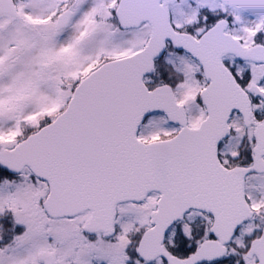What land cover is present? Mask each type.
Masks as SVG:
<instances>
[{"label": "water", "instance_id": "water-1", "mask_svg": "<svg viewBox=\"0 0 264 264\" xmlns=\"http://www.w3.org/2000/svg\"><path fill=\"white\" fill-rule=\"evenodd\" d=\"M11 4L12 0H0V9ZM156 7L120 6L117 15L122 27L151 22L148 45L94 72L78 88L65 113L3 154L2 161L15 173L29 166L48 182L50 193L44 206L51 216L72 217L90 211L86 223L90 231L102 229L112 234L120 203H141L151 192L159 191L158 208L151 216L153 227L144 234L138 253L146 261L162 256L169 264H201L224 257L225 245L252 217L245 197L246 176L264 170L259 159L264 153V121L256 129L258 158L253 168L230 170L219 160V146L231 135L232 113L241 112L247 125L252 118L250 97L223 65L222 57L231 52L264 61V47L245 51L229 36L226 38L235 46L220 41L221 25L205 36L209 38L205 42L215 41L209 55L201 58L207 77L212 78L202 93L208 117L198 128L187 127L185 107L177 103L172 88L166 85L150 91L144 83L169 38L186 49L191 43L174 31L169 11ZM137 12L139 21L131 23ZM69 18L65 15L59 25ZM196 52L201 57L202 51ZM157 111L185 127L171 140L145 143L138 138L139 128ZM191 209L214 216L211 233L219 240L206 241L190 257L180 259L164 243L170 228ZM261 253L264 264V245ZM48 257L46 252L41 254L42 259Z\"/></svg>", "mask_w": 264, "mask_h": 264}, {"label": "rangeland", "instance_id": "rangeland-1", "mask_svg": "<svg viewBox=\"0 0 264 264\" xmlns=\"http://www.w3.org/2000/svg\"><path fill=\"white\" fill-rule=\"evenodd\" d=\"M35 1L38 0H32L31 3L35 4ZM41 1L43 2V0ZM69 2H72V0H56V4L51 2L48 6H60L61 3L65 5ZM114 2L115 0H74V3H79V6H75L72 31L66 35V37H70L74 32V88L79 82L77 73H80L88 62L99 64L105 57L127 55L143 47L145 39L149 35L150 27L147 25L135 31H123L117 22L113 20V11L116 6L110 5ZM230 2L233 3L232 0ZM188 3H190V0H185V6H189ZM100 4H109V6ZM183 6V4L175 6V14H181ZM235 6L237 7L235 8ZM221 7L226 8L225 12L235 14L234 23L236 22L235 24L238 26L237 34L247 44L256 41L259 36L258 30L264 26V0H253L249 4ZM54 51H56V48ZM61 53L65 54L64 48ZM61 53L56 51L54 54L60 56ZM168 58L169 56L164 58L163 65L160 66L158 73L148 79V84L151 87H155L160 82H165V80H170L172 77H168L166 63L167 61L168 63L174 61L172 59L167 60ZM68 62L70 63V60ZM192 65L190 63L189 69H187V73L190 75ZM263 68L251 66L252 79L260 78ZM35 78L37 79V76L33 73L29 79L16 80L14 85L12 84L13 76L11 75L1 80L0 84L3 85H0V116L4 118L6 114H10V116L0 122V146L10 147L17 143L16 135L22 132L20 120H24V124L27 126L37 123L35 120H29L28 114L42 110L51 115L52 112L61 111L62 106L66 104L67 99L72 95L73 90L59 91L56 87L48 84L35 88V84L39 81L38 79L33 81ZM199 82L201 83V81ZM195 83L196 81L193 79H188L184 84H178L175 90L178 100L187 105L192 124L198 123L199 119L198 117L194 118V113L202 109L199 102L196 101L201 87H194ZM191 98H195V101H191ZM55 116L48 118L47 122L50 119L52 121ZM231 126L234 130V137L224 143L221 148L222 159L228 166L246 159L248 141L252 136L251 129L245 126L242 116L237 113L234 114L231 120ZM172 130L166 118L156 114L147 118L145 124L141 127L139 136L150 141L170 136ZM30 176L25 174V179H30ZM251 183L250 190L255 194L252 203L254 208L259 211V219L242 228V234L234 242L227 261L221 264H252L245 255V248L248 242V233L262 225L261 219L264 216V177L259 176ZM47 190V187L39 183H29L28 181L21 182L15 190L14 194L20 195V199L13 201L16 207L14 220L17 225L24 228L27 225L28 230L26 234L16 236L14 242L16 246L11 247L12 252L9 248L8 252L0 254V264H40L37 253L41 249L52 248L58 250L59 264H74V260H76V264H92L91 259L86 260L87 255L94 256L97 260L100 259L98 262L123 264L126 259L125 254L128 253L129 248L133 249L136 246L145 228L150 226V217L157 204V195L152 194L143 204L126 203L121 205L118 220L119 230L116 239L98 237L94 241L88 242L84 251L78 252L76 250L77 245L74 246V242L79 243L81 240L78 236V230L79 227H82L86 216H78L75 219L74 217L50 218L46 214L42 203ZM13 202L11 201L9 204L12 205ZM2 212L3 208L0 209V214ZM211 222L212 219L209 216L198 211L191 212L181 225L172 228L169 236V246L174 247L175 238L179 236L181 239L179 242L183 243L186 251L189 250L190 252L203 239L210 236L209 226ZM55 242L58 244H55ZM55 245L57 246L55 247ZM242 259L244 261H241ZM126 261H128V258ZM136 264L164 263L161 260L146 263L137 259Z\"/></svg>", "mask_w": 264, "mask_h": 264}, {"label": "flooded vegetation", "instance_id": "flooded-vegetation-1", "mask_svg": "<svg viewBox=\"0 0 264 264\" xmlns=\"http://www.w3.org/2000/svg\"><path fill=\"white\" fill-rule=\"evenodd\" d=\"M12 1L13 4H11V6H5L0 9V82L4 77L11 75L13 76L12 84L14 85L16 80H20L22 78L29 79L30 76L34 73V75H36L37 79L39 80L38 83L35 84V88L37 86L48 84L56 87V89H58L59 91L74 90V32L70 37H66V35L68 32L72 31V26L74 25V10L75 6H79V3H74V0H72V2H69L65 5H62L61 3L59 4L60 6H48V4H51V2H53V4H56V0H43V2L41 0H38L35 1V4L31 3L32 0ZM138 1L139 0H115V2L110 6H142L139 5ZM226 1L190 0V3H188L189 6H185V0H161V5L167 4L170 6L172 22L176 27V30H178L179 32L188 33L198 40H200L201 37L211 28L220 24L221 30L224 29V34L233 36L235 39L240 41L245 49H249L256 45H264V26L260 30H258L259 36L256 38V41L249 42L247 44V42L237 34L238 26L235 24L236 22L234 23L235 14L227 13L224 11L226 8L223 7V9L221 7L249 4L252 3L253 0H232L233 3L230 2V0ZM179 4H183L184 8L182 9L181 14L177 15L175 14L174 9L176 8L175 6H178ZM100 5L109 6V4ZM236 7L237 6H235V8ZM67 14H71L70 20L68 19L69 21L65 23V25L60 26L59 22ZM116 22L118 24V21ZM229 43L235 46L234 42L229 41ZM55 48L56 51L60 53L64 48L65 54L61 53L60 56H55ZM168 56L169 58L167 60L172 59L174 62L170 61V63H168L167 61V67H165L167 68L168 77L170 78V76H172L173 78L171 77L170 80L160 82L158 85L170 84L174 88V90H176L178 84H184L188 79H193L194 81H196L194 87H201V91L210 85L211 80L206 77L204 67L202 66L200 61H198L191 53H188L185 50L177 49L173 45V43L169 42L166 55L162 59L158 60L157 64L159 68L160 66L162 67L164 58ZM64 59H66V61H64ZM223 59L226 67L236 77L242 87L250 93L251 99L253 101L254 118L251 124L252 136L250 137L248 142L249 146L247 159L242 162V164L245 165H252L254 162V148L256 146L254 129L255 126L264 118V68L262 70L263 72L261 77L254 80L252 79L251 66L264 67V62L242 60L233 53H227L226 55H224ZM69 60L70 63L68 62ZM190 63L193 64V67L190 69L192 71L191 75L187 73V69H189ZM176 64H180L181 66H178ZM87 65H89V62L87 63ZM245 68H247V70H245ZM37 79L35 78L33 81H36ZM199 81H201V83ZM191 101H195V98H191ZM196 101L199 102L202 109L201 111H196L194 113V118L198 117V123H200L207 116L206 109L203 106L200 95ZM179 102L182 103L181 101ZM182 104L186 106L190 117V112L187 105L185 103ZM28 115L29 120H35V122L37 123L32 126H27L26 124H24V120H20L19 122L21 123L22 132L21 134L18 133L16 135L17 143L14 146L10 147L0 146V206L1 208H3V212L0 214V254H2V252H8L9 248L12 252L13 249H11V247L13 248L16 246V244H14L16 236H19L20 234H26L28 230L27 225L24 228L23 226L17 225L14 220L16 207L15 202L13 201L15 199H20V195L17 196L14 193L21 182L28 181L29 183H39L40 185L47 187V194L49 191L48 184L38 179L32 173L29 167H25L22 171L15 173L12 172L10 170V167L8 165H5L2 161L3 154L5 155L6 152L13 150L28 136L37 132L41 128H38L40 124L47 122V119L53 116L46 114L42 110L33 112ZM9 116L10 114H6L5 118L3 116H0V122H3V120ZM169 125L173 130L171 135L167 138L174 137L180 131V126L174 124ZM191 125L194 126L193 124ZM25 174L31 175V178L26 180ZM259 176L264 177V172L252 173L248 176L249 180L247 193L248 199L252 206V201L255 197V194L250 190V187L252 186L251 181H255ZM44 199L42 203L44 202ZM11 201L13 202L12 205L9 204ZM46 214L48 215L47 212ZM48 216L52 219H59L51 217L50 215ZM81 216H86L85 219L88 218V214H84ZM258 217L259 211L255 209V216L249 223H253L255 220H258ZM75 218L76 217H74V219ZM261 220V227H257L253 231H250L247 237L248 242L245 248V255L248 260L252 262V264H263L259 253L255 252L250 255V250L254 243L261 239H264V216ZM78 234L81 240L79 243L74 242V246L77 245L76 250L80 252L85 250L84 248L88 242H92L98 237L115 240L118 232L113 237L108 236L103 232L89 233L85 231L84 226L82 225V227H79ZM241 234L242 232L240 231L235 238L237 239V237H239ZM55 244L58 243L55 242ZM233 245L234 243H232V245L230 246L229 251L232 249ZM56 246L57 245H55V247ZM43 250L55 252L57 257L56 264H59L60 257L58 254V250L55 248L41 249L37 253V258L40 264H48L47 260H41L40 258V252H42ZM132 250V248H129L128 253L125 254L126 259L124 260L123 264H136L137 259L141 261V259L136 255L135 250ZM177 255L186 257L189 254L178 253ZM87 256L88 257L86 258V260L91 259L92 264H108L107 262H98V260L100 259L97 260V258H94V256ZM127 258L128 261H126ZM159 260L163 261V259ZM225 261H227V259L221 260L220 262H217L215 264H221ZM241 261L244 260L242 259ZM163 263L166 264L165 261H163ZM74 264H76V260H74Z\"/></svg>", "mask_w": 264, "mask_h": 264}]
</instances>
